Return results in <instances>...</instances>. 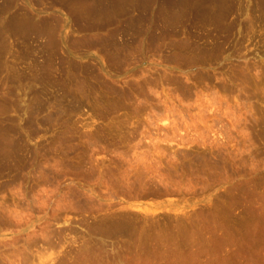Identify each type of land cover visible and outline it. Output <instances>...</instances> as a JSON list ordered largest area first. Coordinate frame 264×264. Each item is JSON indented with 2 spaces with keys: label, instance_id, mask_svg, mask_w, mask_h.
Here are the masks:
<instances>
[{
  "label": "rangeland",
  "instance_id": "374dc122",
  "mask_svg": "<svg viewBox=\"0 0 264 264\" xmlns=\"http://www.w3.org/2000/svg\"><path fill=\"white\" fill-rule=\"evenodd\" d=\"M177 2L0 0V264H264V0Z\"/></svg>",
  "mask_w": 264,
  "mask_h": 264
},
{
  "label": "bare ground",
  "instance_id": "6f19581e",
  "mask_svg": "<svg viewBox=\"0 0 264 264\" xmlns=\"http://www.w3.org/2000/svg\"><path fill=\"white\" fill-rule=\"evenodd\" d=\"M94 1H95V0H94ZM172 1H173V0H172ZM175 1L177 2V0H175ZM196 1H197V0H196ZM204 2H205V0H204ZM206 2H207V1H206ZM211 2H212V1H210V3H211ZM213 2L216 3V1H213ZM218 2H219V1H218ZM85 3H86V1H85ZM89 3H90V2H89ZM92 3H93V2H92ZM178 3H179V5H180V2L178 1L177 4H176V6L178 5ZM181 3H182V2H181ZM183 3H184V2H183ZM190 3H191V2H190ZM194 3H195V2H194ZM215 3L212 4V5H215ZM191 4H192V3H191ZM208 4H209V2H208ZM216 4H218V3H216ZM171 5H172V4H171ZM173 5H174V2H173ZM179 5H178V6H179ZM199 5H200V4H199ZM206 5H207V3H206ZM212 5H211V6L208 5V6L212 7ZM91 6H92V5H91ZM94 6H95V5H94ZM191 6H192V5H191ZM204 6H205V3H204ZM215 6H216V5H215ZM168 7H169V6H168ZM194 7H195V6H194ZM217 7H218V6H217ZM173 8H174V7H173ZM179 8H180V7H179ZM212 8H213V7H212ZM93 9H94V8H93ZM167 9H168V8H167ZM170 10H171V9H170ZM213 10L215 11L216 9L214 8ZM175 11H176V10H175ZM95 12H96V11H95ZM217 12H219V11H217ZM217 12H216V13H217ZM97 13H98V12H97ZM211 13H212V12H211ZM216 13H215V15H216ZM177 14H178V13H177ZM97 15H98V14H97ZM209 15H211V16L213 15V16H214V14H209ZM88 16H89V15H88ZM88 16H87V17H88ZM90 16H91V14H90ZM94 16H96V15H94ZM178 16H179V14H178ZM217 16H219V15L217 14L216 17H217ZM87 17H85V18H87ZM91 17H92V16H91ZM78 18H79V17H78ZM165 18H166V17H165ZM175 18H176V17H175ZM206 18H207V17H206ZM214 18H215V17H214ZM82 19H83V18H82ZM88 19H89V18H88ZM166 19H168V18H166ZM180 19H182V18H180ZM207 19H208V18H207ZM207 19H206V21H207ZM80 20H81V19H80ZM95 20L97 21L96 18H95ZM95 20H93V23H94ZM176 20H177V19H176ZM178 20H179V19H178ZM208 20H209V19H208ZM214 20H215V19H214ZM216 20H218V19L216 18ZM96 21H95V23H96ZM174 21H175V20H174ZM211 21H212V20H211ZM83 22H84V20H83ZM89 22H91V21L89 20L88 23H89ZM164 22H166V20H165ZM164 22H163V23H164ZM95 23H94V24H95ZM97 23H98V22H97ZM89 24H90V23H89ZM94 24H93V25H94ZM166 24H167V23H166ZM85 25H87V23H86ZM164 28L167 29V27H164ZM165 29H164V31H165ZM168 29H169V28H168ZM161 30H162V29H161ZM159 32H161V31H159ZM162 32H163V31H162ZM162 32H161V33H162ZM183 47H184V46H183ZM117 48H118V47H117ZM185 48H186V47H185ZM185 48H184V49H185ZM118 49H119V48H118ZM186 49H188V48H186ZM116 50H117V49H116ZM118 51H119V50H118ZM118 51H117V52H118ZM185 51H186V50H185ZM114 53H115V52H114ZM81 80H82V79H81ZM82 81H83V80H82ZM83 83H84V82H83ZM77 85H78V84H77ZM105 91H106V90H105ZM114 91H115V90H114ZM106 92H107V91H106ZM110 94H111V93H110ZM68 95H69V94H68ZM122 95H123V94H122ZM100 96H101V95H100ZM102 96H103V95H102ZM102 96H101V97H102ZM104 96H105V95H104ZM106 96H107V95H106ZM111 96H112V95H111ZM114 96H115V95H114ZM120 96H121V95H120ZM101 97H100V99H101ZM107 97H109V96H107ZM107 97H106V98H107ZM115 97H116V96H115ZM115 97H114V98H115ZM75 98H76V97H75ZM75 98H74V99H75ZM110 98H112V97H110ZM110 98H109V100H110ZM102 100H103V98H102ZM112 100H113V99H112ZM112 100H111V101H112ZM71 101H73V97H72V100H71ZM74 101H75V100H74ZM98 101H99V100H98ZM116 101H118V100H115V102H116ZM99 102H100V101H99ZM99 102H98V103H99ZM105 102H106V100H105ZM109 102H110V101H109ZM113 102H114V101H113ZM72 103H73V102H72ZM103 103H104V101H103ZM117 103H118V102H117ZM111 104H112V103H111ZM114 104H115V103H114ZM102 105H103V104H102ZM73 109H74V108H73ZM87 135H88V134H87ZM0 211H1V210H0ZM3 213H4V211H2V213H1L0 215H2ZM4 215H5V213H4ZM2 217H3V215H2ZM5 217H7V216H5ZM4 219H5V218H4ZM0 221H1L0 224H2L5 220H3V222H2V219H1V216H0Z\"/></svg>",
  "mask_w": 264,
  "mask_h": 264
},
{
  "label": "crops",
  "instance_id": "0c3cea01",
  "mask_svg": "<svg viewBox=\"0 0 264 264\" xmlns=\"http://www.w3.org/2000/svg\"><path fill=\"white\" fill-rule=\"evenodd\" d=\"M56 2H57V0H56Z\"/></svg>",
  "mask_w": 264,
  "mask_h": 264
}]
</instances>
